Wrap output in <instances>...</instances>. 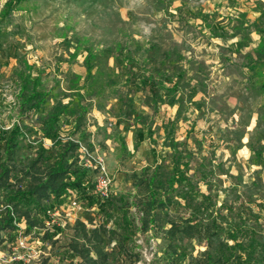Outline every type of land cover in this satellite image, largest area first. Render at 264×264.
Returning <instances> with one entry per match:
<instances>
[{
	"label": "rangeland",
	"instance_id": "rangeland-1",
	"mask_svg": "<svg viewBox=\"0 0 264 264\" xmlns=\"http://www.w3.org/2000/svg\"><path fill=\"white\" fill-rule=\"evenodd\" d=\"M0 84L13 188L48 126L95 185L28 208L31 264H264V0H0Z\"/></svg>",
	"mask_w": 264,
	"mask_h": 264
},
{
	"label": "trees",
	"instance_id": "trees-1",
	"mask_svg": "<svg viewBox=\"0 0 264 264\" xmlns=\"http://www.w3.org/2000/svg\"><path fill=\"white\" fill-rule=\"evenodd\" d=\"M36 98V95H33ZM5 96L3 95V89L0 84V106L3 105ZM82 114H79L76 118L77 130L80 131V120ZM55 118L50 119V123L54 125ZM51 126L44 127L42 130L43 137L52 139L51 146H44L41 144L42 150L47 151L52 149L53 146L59 145L57 159L50 164L47 169L38 174L35 169L38 159L31 161L28 167L25 169V176L30 177L29 183L26 186H19L13 188L14 183L12 179L14 176L11 174L12 166L9 164L13 160L15 151L19 147V137L23 134L22 129L14 123L7 129L0 127V188L7 190L6 201L10 207L6 206L4 217H0V230L8 228L16 229L17 226L14 221H19L21 218H28V208H38L43 213L47 208H52V205L60 204L67 200L72 193L75 196L87 197L91 201V192L95 190V185H89V182L85 181L86 171L78 166H73V159L71 158L75 150L78 148V144L72 141H67L62 144L60 138L54 133ZM81 134L84 131L81 130ZM92 147L90 144H88ZM11 189V190H10ZM14 189V190H13ZM155 199V198H154ZM152 198L151 204L154 202ZM47 202V205L43 204ZM26 206L24 212L18 214V205ZM150 206L152 207L153 205ZM148 206V204H147ZM16 213L18 215H16ZM36 222L32 219L26 226L28 231ZM77 224L83 226L81 221H77ZM52 233H45V237H50ZM94 264V263H93Z\"/></svg>",
	"mask_w": 264,
	"mask_h": 264
},
{
	"label": "built area",
	"instance_id": "built-area-1",
	"mask_svg": "<svg viewBox=\"0 0 264 264\" xmlns=\"http://www.w3.org/2000/svg\"><path fill=\"white\" fill-rule=\"evenodd\" d=\"M102 183H105L104 180H101L100 183L96 185V188L98 191H101L100 186ZM76 203H77V200L71 201V204H73V205H75ZM50 212H51L50 210H47V213H50ZM50 223H53L52 219L47 221L48 225H50ZM20 225H17L19 232H18V237H17L16 243H15V246L17 248H21V249L25 250V252L21 255L10 256L9 259L21 261V264H29L34 259H36V256H35L36 252L31 248L30 243L27 241L26 236L23 234L22 228L20 227Z\"/></svg>",
	"mask_w": 264,
	"mask_h": 264
},
{
	"label": "crops",
	"instance_id": "crops-1",
	"mask_svg": "<svg viewBox=\"0 0 264 264\" xmlns=\"http://www.w3.org/2000/svg\"><path fill=\"white\" fill-rule=\"evenodd\" d=\"M25 222H26V219L23 217L19 221H14V224L17 226V225H20V224L25 223ZM8 253L9 252H7V255H6V253L3 254V255H6L8 258H6L5 260L0 259V262H1L0 264H21V261H18V260H10L9 259L10 258V254H8ZM31 263H35V259L32 262H30L29 264H31ZM38 264H40V263H38Z\"/></svg>",
	"mask_w": 264,
	"mask_h": 264
}]
</instances>
